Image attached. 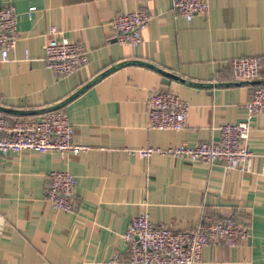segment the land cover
Masks as SVG:
<instances>
[{"label":"crops","instance_id":"crops-1","mask_svg":"<svg viewBox=\"0 0 264 264\" xmlns=\"http://www.w3.org/2000/svg\"><path fill=\"white\" fill-rule=\"evenodd\" d=\"M206 1L209 12L189 21L172 0H0L19 13L20 40L0 66L9 124L59 105L75 141L90 146L78 155H0V264H109L117 253L124 259V234L142 214L175 231L195 229L204 216H231L248 237L236 246L210 243L204 264H264V113L251 117L247 109L264 85V0ZM139 9L150 15L144 41L120 44L112 21ZM53 27L59 39L87 49V67L54 74L45 61ZM240 57L260 60L259 79L235 80L232 61ZM161 89L189 102L183 130L149 129L147 101ZM243 121L251 125L246 145L254 153L244 170L139 153L219 142L221 125ZM53 171L78 180L73 212L46 198Z\"/></svg>","mask_w":264,"mask_h":264},{"label":"built area","instance_id":"built-area-1","mask_svg":"<svg viewBox=\"0 0 264 264\" xmlns=\"http://www.w3.org/2000/svg\"><path fill=\"white\" fill-rule=\"evenodd\" d=\"M174 12L192 20L196 15H206L210 6L206 0H172ZM35 8H32L30 14ZM19 13L15 6L0 7V66L8 61L16 48L20 33ZM150 23V15L139 9L118 14L112 21L117 40L122 45L137 47L144 41L143 33ZM46 44L45 61L54 74L66 77L87 67V49L77 41L59 39L53 27ZM234 78L239 83H250L260 78L261 66L257 57H240L232 61ZM148 127L158 131H180L187 125L190 111L188 101L171 90L161 89L148 98ZM0 107L2 99L0 97ZM250 116L264 113V85L254 89L252 101L247 105ZM251 125L248 121L223 124L219 127V142H203L195 146L183 144L167 150L147 147L139 151L143 157L153 153L170 154L192 162L212 164L223 162L228 169L246 168L254 153L247 147ZM90 146L75 141V128L63 107L50 108L39 119L23 120L9 124L0 110V155L23 151H59L78 155ZM264 175V155L262 162ZM78 180L68 171L49 174L46 198L58 210L73 212L76 209L75 191ZM248 229L231 216L202 217L195 229L175 231L156 225L149 214L134 217L124 234L127 257L117 253L109 264L125 261L127 264H204L203 250L210 243L226 240L236 246L248 237Z\"/></svg>","mask_w":264,"mask_h":264},{"label":"water","instance_id":"water-1","mask_svg":"<svg viewBox=\"0 0 264 264\" xmlns=\"http://www.w3.org/2000/svg\"><path fill=\"white\" fill-rule=\"evenodd\" d=\"M165 74L173 76V75L170 74V73H165ZM57 107H60V106H59V105H58V106H54V107H52V109L57 108ZM0 110L3 111L2 107H0Z\"/></svg>","mask_w":264,"mask_h":264}]
</instances>
